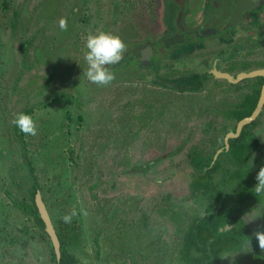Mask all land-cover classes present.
<instances>
[{
	"label": "rangeland",
	"instance_id": "1",
	"mask_svg": "<svg viewBox=\"0 0 264 264\" xmlns=\"http://www.w3.org/2000/svg\"><path fill=\"white\" fill-rule=\"evenodd\" d=\"M145 1L0 0V264H52L46 233L20 209V201L32 200L33 184L38 185L53 227L76 223L79 241L72 243L71 252L79 264H174L175 243L184 223L172 225L166 209L178 208L183 214L201 211L198 201L185 199L189 175L176 172L185 166L187 148L171 161L164 159L146 169L130 166L132 173L119 175L113 186L103 178L118 170L126 155L129 164L141 165L166 152V147L171 149L177 136L202 116L203 107L238 105L247 94L239 87L248 81L237 87L210 78L202 90L173 93L135 83L130 74L115 68L108 85L89 82L84 76L86 34L105 31L122 38H146L149 29L158 30L151 19L160 16V10L157 1L154 6H145ZM214 1L217 8L224 5L223 0ZM205 8L210 15L211 7ZM61 20L66 24L63 29ZM157 20L162 25L160 17ZM25 36L31 37L28 56L37 46L48 48L42 55L46 68L36 85L18 89L12 85L25 58L20 49ZM253 65H264V59ZM118 79L126 82L117 83ZM119 96L121 100L113 103ZM147 97L146 105L142 99ZM126 98L127 107L117 108ZM139 109L147 115H135ZM22 110L36 126L35 135L22 133L27 147L20 145L12 124ZM258 117L254 129L260 130L264 152V106ZM202 122L196 129L198 140L210 142L205 145L209 148L214 131L209 133ZM255 151L250 161L259 164L257 152L261 162L264 157ZM3 185L6 195L1 193ZM257 211L260 214L252 218ZM243 214L255 226L264 220V207ZM65 215L71 216L68 222Z\"/></svg>",
	"mask_w": 264,
	"mask_h": 264
},
{
	"label": "flooded vegetation",
	"instance_id": "2",
	"mask_svg": "<svg viewBox=\"0 0 264 264\" xmlns=\"http://www.w3.org/2000/svg\"><path fill=\"white\" fill-rule=\"evenodd\" d=\"M156 1L159 4L157 11L160 10V16L156 18L153 17L151 22L159 27V31L153 30L151 32L149 29L146 38H122L118 36L125 44V48L122 52L121 60L117 64L109 66L110 70L117 73L115 68H119V73L121 74L123 69L124 73L130 74L131 78L135 79V83L141 82L142 84H146L147 87L149 85H154L167 88L172 90L173 93L202 90L206 87V83L209 82L210 78L223 81L229 86L237 87H239L238 84H241V82L248 81L244 86L239 87L246 88L247 94L243 95V98L239 101L240 103L238 105L236 102L233 105H231V103H223V105L203 107L204 110L201 113L202 116L195 119L197 122L189 124L185 134L180 133L177 136L176 140L178 141L170 147L171 149H167L166 147V152L163 151L164 153L161 152L154 155L151 159L145 160L141 165H138V163L129 164L126 155L120 159L118 170H116L111 176L103 178L104 182H108V184L113 186L119 175L132 173V171H130V166L146 169V167L156 165L159 161L160 163L163 162L164 159L171 161V158H174L176 154H178L176 152L187 148L185 166H182L176 172L185 173V176L186 174L189 175L185 186L186 189L184 190V195H186L185 199H193V201L199 202L200 198L197 199L196 197L191 196L189 191L190 174H198L201 170H208L211 168V165L202 166L201 164L197 166V168L193 165V163L196 162L195 158L198 156L209 158L208 156H210L211 159L209 163H214L217 161L218 157H221L219 161L221 164L220 170L225 168V166L233 167L234 165L229 162L230 158H228L223 152H228L230 148V140L232 138L239 136L242 131L247 130L249 140L251 142L253 141V145L247 157V159H249L247 166L252 174L250 186H254L256 183V172L261 166H264V164H261L264 160L261 162L258 159L260 158L258 152L255 155L258 158H255V160L259 164H254L250 161L251 154L256 152L255 149L260 151L264 157V152L260 150L263 148L261 140L262 136L259 133L260 130L254 129L255 125L258 124V116L262 112L264 102L257 115L250 122L242 125L239 131L236 130L237 123L242 117L235 120V115L232 112L234 110L244 109V105L246 106L244 99L249 95H254L255 103L251 110L252 112L257 104L261 89L264 86V65H253L264 59V57H262L264 55V0H223L224 5L221 8L216 7V1L214 0H146L145 6H147L148 3H151L154 6ZM168 3L171 4L169 5ZM207 6L212 9L210 15H206L205 7ZM197 8L199 9L195 11ZM159 17L162 21V25L157 20ZM114 27L117 28V25ZM30 39L31 37L28 38L26 36L21 39V55L22 58H25L12 85L18 89L23 86L29 87V85H36L37 80H40L39 77L44 74V69L46 68L44 63H42V61H44L42 55L48 48L37 46L31 50L28 56ZM254 71H258V73L238 78V74L240 73L247 74ZM125 82V79L117 80V83L120 84ZM131 82H133L132 79ZM136 86L138 85L136 84ZM7 96L10 97V94ZM121 98L122 96H119L113 103L116 104ZM147 100L150 99L148 97L142 99V103L147 105ZM127 104L128 100L126 98L123 103L117 106V108H126L127 106L125 105ZM140 110L141 109H139V112L136 111L135 115L140 117L147 115L145 109L142 112ZM27 112L28 111H23V113L26 114ZM215 112H219L218 115L220 114L223 119L220 120ZM205 114L207 115L204 116ZM210 114H212V116H210ZM200 122H202L201 125L203 128H207L209 133L214 131L213 134H209L210 141H212L209 148H206V146H208L210 142L201 144L198 140L199 131L196 132V129ZM208 125L210 126L209 128L207 127ZM217 126H220L219 129ZM244 126L245 129L242 130ZM212 127H214V130H212ZM14 135L19 140L21 146H28L23 140L22 132L15 125ZM188 142H191V144L187 145ZM202 162L205 163L206 160H203ZM27 163H29V161H27ZM201 166L203 168L200 169ZM29 168L31 169V167ZM166 177L167 176H165V178ZM31 179L34 180L33 178ZM237 184L238 182L231 180L224 185V190H226L225 193L227 194V197L231 199L229 203L232 202V199H235L238 194ZM3 186L5 190L1 193L6 195V186ZM32 189V200L30 203L20 201V209L26 212L27 216L31 219L30 221L36 225L37 219L35 214L32 211H25L27 208L22 205V203H24L31 206L34 203L36 206L35 196L39 194L38 185L33 184ZM188 195H190V197H187ZM166 196H168V194H166ZM8 197L10 196L8 195ZM41 200L50 218L47 205L43 199ZM245 201V203L240 204L237 207L238 209L241 208V210L239 209V214L241 217L243 216V218H245L246 224L251 228L255 236V233L257 232H264V220L260 222L258 221V224L252 226L243 212L252 207L263 208L264 195L257 197L255 194V197H249ZM175 209L178 210V208ZM36 211L39 214L37 206ZM178 211L182 213V211ZM42 229L50 240L51 263L55 264L54 256L57 261L60 259L59 240V254L56 255L51 239L45 231L44 222ZM53 229L56 234L58 227H53ZM23 232L24 230L21 229L20 232L18 231V235H22ZM180 237L181 233H179V238L175 243L174 254L172 256L174 264H186L185 261L183 259L181 260L178 256ZM72 243H74V241H72ZM255 245H257L255 246L256 248L264 252V250L259 248L258 244ZM69 250L71 251V249ZM260 262L263 264L264 260H260Z\"/></svg>",
	"mask_w": 264,
	"mask_h": 264
},
{
	"label": "trees",
	"instance_id": "3",
	"mask_svg": "<svg viewBox=\"0 0 264 264\" xmlns=\"http://www.w3.org/2000/svg\"><path fill=\"white\" fill-rule=\"evenodd\" d=\"M244 102L246 104L244 109L232 112L235 120L251 112L255 103L254 95L247 96ZM244 129L245 126L242 130ZM252 145L253 141L249 140L247 130L232 138L228 152L223 153L230 158L229 162L234 166H225L221 170L219 162L221 157L214 163H209L210 156L195 158L196 162L193 165L196 167L201 164L211 165L208 170L190 174L189 191L191 196L200 198L196 204L201 207V211L195 213L190 209L189 213L183 214L171 207L166 209V217L172 225H181L185 222L181 229L178 256L186 264H262L260 260H264V252L255 247L256 237L246 224L245 218L240 216L241 208L237 207L245 203L249 197H255L253 186H250L252 174L247 166L249 162L247 157ZM203 160L206 162H202ZM231 180L238 182V194L229 203L231 199L227 197L224 185ZM22 205L27 208L23 207L25 211H32L35 214L37 224L43 228V222L34 203L31 206L24 203ZM59 227L56 234L60 243V259L57 261L54 256L55 264H79L69 250L73 245L72 241H79L76 223L70 222ZM226 253L231 256L222 257Z\"/></svg>",
	"mask_w": 264,
	"mask_h": 264
},
{
	"label": "clouds",
	"instance_id": "4",
	"mask_svg": "<svg viewBox=\"0 0 264 264\" xmlns=\"http://www.w3.org/2000/svg\"><path fill=\"white\" fill-rule=\"evenodd\" d=\"M59 24L61 29L65 27L63 20H61ZM85 48L86 51L83 55V60L87 65L84 71L85 78L98 86L108 85L114 79L113 72L110 70L109 66L115 65L121 60L125 44L116 35L105 31H98L95 34H86ZM12 124L22 133L28 135L36 134L35 123L26 113H17L12 120ZM255 180L256 183L252 191L257 197L264 195V166H261L256 172ZM259 214L260 211H257L252 218ZM70 219V215L63 216L65 222H68ZM255 237L259 248L264 250V232L255 233ZM226 256L230 257L231 255L226 253L222 257Z\"/></svg>",
	"mask_w": 264,
	"mask_h": 264
},
{
	"label": "water",
	"instance_id": "5",
	"mask_svg": "<svg viewBox=\"0 0 264 264\" xmlns=\"http://www.w3.org/2000/svg\"><path fill=\"white\" fill-rule=\"evenodd\" d=\"M256 73H258V71H254V72L247 73V74L240 73V74H238V78L242 77V76H245V75H253V74H256ZM263 102H264V86L261 89L257 104H256L255 108L253 109V111L248 116L242 117L238 121L237 128H236L237 131H239L241 129L242 125L250 122L257 115V113L260 110L261 105H262ZM234 136H235V134H234ZM35 202H36V206L38 208L39 214H40V218L44 222L45 231L48 233V235H49V237L51 239V242L53 244V248H54V251H55L56 255H58L59 254L58 239H57V236H56V234L54 232V229L52 227V223H51L50 218L48 216V213H47V211L45 209V206H44L42 200L40 199L39 194H37L35 196Z\"/></svg>",
	"mask_w": 264,
	"mask_h": 264
}]
</instances>
